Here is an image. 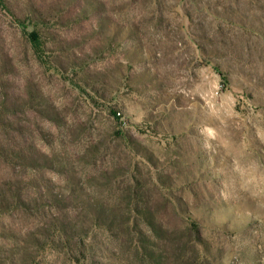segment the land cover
<instances>
[{
    "label": "rangeland",
    "instance_id": "1",
    "mask_svg": "<svg viewBox=\"0 0 264 264\" xmlns=\"http://www.w3.org/2000/svg\"><path fill=\"white\" fill-rule=\"evenodd\" d=\"M2 75L48 168L0 162V180L53 186L98 264H264V0H4ZM37 208L1 218L3 250L37 239L31 264H94Z\"/></svg>",
    "mask_w": 264,
    "mask_h": 264
},
{
    "label": "trees",
    "instance_id": "2",
    "mask_svg": "<svg viewBox=\"0 0 264 264\" xmlns=\"http://www.w3.org/2000/svg\"><path fill=\"white\" fill-rule=\"evenodd\" d=\"M4 0H0L3 3ZM30 44L36 54L43 51V41L36 31L28 33ZM0 83L2 86V98L0 103V162L12 167L13 169L20 166L21 162L30 169L44 167L48 168L46 162L41 157H36V152L29 150V145L22 147L17 141L20 134L21 126L18 123V114L20 103L18 102V94H15V86L8 82L4 76H0ZM18 95V96H17ZM30 105V104H28ZM54 106L48 107V111ZM46 167V168H45ZM36 188V192L33 189ZM53 186L49 184H40L39 180L33 176L31 178L11 177L0 180V221L1 218L11 217L13 214H37L40 210L37 208L39 199L48 198L50 207L56 209L54 217L51 216L48 220L47 214H43V218L47 221L45 228L51 229L50 236L54 232L59 234V237L64 238L67 243V252L74 260L77 261H93L98 264L97 259H103L99 251L94 247L93 240H88L90 237L83 231L82 221L78 215L74 217L69 216L65 211L60 209L57 202V196L53 192ZM39 194V196H38ZM71 209H68V212ZM44 221V220H43ZM131 227L127 226V230ZM195 229V228H194ZM195 231V230H194ZM8 231L5 228H0V238L5 241L4 234ZM41 235V234H40ZM43 236V235H41ZM195 236V235H194ZM36 234L34 238H37ZM196 237V236H195ZM15 244L11 246L10 250H3V244H0V253L8 252L14 259L18 257V262L21 264H31L35 261L36 255L39 252V243L37 239L33 240L12 237ZM46 248V243L42 246L41 251ZM15 261V260H14ZM13 261L6 264H13Z\"/></svg>",
    "mask_w": 264,
    "mask_h": 264
}]
</instances>
